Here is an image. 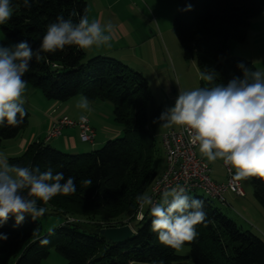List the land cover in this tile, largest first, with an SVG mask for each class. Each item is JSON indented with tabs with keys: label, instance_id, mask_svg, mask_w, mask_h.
I'll use <instances>...</instances> for the list:
<instances>
[{
	"label": "trees",
	"instance_id": "obj_1",
	"mask_svg": "<svg viewBox=\"0 0 264 264\" xmlns=\"http://www.w3.org/2000/svg\"><path fill=\"white\" fill-rule=\"evenodd\" d=\"M30 3L27 9L23 0H12V17L0 25V30L14 45L26 40L33 50L57 16L78 23L87 9L85 0ZM189 6L191 10H187ZM263 12L264 0L179 1L172 30L184 59L195 57L198 73L215 72L212 82L200 79L199 87L227 85L234 77L243 78L239 64L256 70L251 62L232 56L228 42L243 43L250 21ZM23 79L48 101L65 102L84 95L90 102L111 104L113 121L122 134L99 149L79 154L61 152L49 144L51 141L41 139L20 156L8 158L10 164L39 167L41 172L50 168L53 174L63 172L65 180L73 177L75 193L56 195L47 206L61 216L83 220L68 223L65 219L43 233L39 220L26 215L22 224L14 227L15 217H11L0 226V233L8 236L0 241V264H41L51 249L66 264H182L185 259L193 264H264V240L238 226L197 191L187 194L204 202L207 221L196 226V239L185 244L190 249L187 257L178 256L175 249L159 242L151 231L150 211L144 210L142 220L135 219L139 205L136 197L148 193L161 173L156 159L163 153L154 138L153 121L158 120L160 107L141 73L107 56L85 59L83 50L73 45L55 53L42 52L39 61L33 58ZM26 112L19 126L0 125V145L16 139L26 128ZM85 179H91L92 185L83 184ZM251 188L253 198L264 210V181L251 177ZM131 222L136 223L132 236L119 243L111 244L99 234L101 229Z\"/></svg>",
	"mask_w": 264,
	"mask_h": 264
},
{
	"label": "clouds",
	"instance_id": "obj_2",
	"mask_svg": "<svg viewBox=\"0 0 264 264\" xmlns=\"http://www.w3.org/2000/svg\"><path fill=\"white\" fill-rule=\"evenodd\" d=\"M23 6L30 9V0H23ZM13 11L12 0H0V25L11 19ZM113 30L111 22L90 21L85 9L78 23L57 16L35 50L26 40L0 45V125L15 127L23 123L27 114V82L23 77L33 58L39 61L42 52L55 53L73 45L82 50L111 47ZM238 67L243 70V78L234 77L227 85L180 90L174 105L166 108L158 121L164 127H183L190 144L198 145L208 162L222 160L234 169V180L258 177L264 181V71L250 70L243 64ZM198 75L209 83L216 78L214 71H200ZM76 108L91 112L88 97L81 95ZM79 119L86 122L87 116ZM92 183L91 179L83 181L88 186ZM75 191L74 178L65 180L63 172L53 174L50 168L41 172L39 167L10 164L0 154V226L11 217H15L14 227L22 224L26 215L32 220L42 217L48 209L38 202L47 205L56 195ZM136 201L141 210L150 206L151 231L161 244L177 252L196 239V226L207 221L204 202L190 197L179 185L163 190L159 202L154 203L147 193L138 195ZM7 239V234L0 233V241Z\"/></svg>",
	"mask_w": 264,
	"mask_h": 264
},
{
	"label": "crops",
	"instance_id": "obj_3",
	"mask_svg": "<svg viewBox=\"0 0 264 264\" xmlns=\"http://www.w3.org/2000/svg\"><path fill=\"white\" fill-rule=\"evenodd\" d=\"M134 4L135 3L132 1L131 5ZM136 13L137 16H135L134 22L132 18H128L127 20L130 21L129 24L127 23L126 27L123 24V27L120 29V37L117 38L112 36L111 47L106 49L103 48V46H93L92 48L88 49L87 51L91 53L92 57L100 54L103 56H107L108 53H112L106 52V54H102V48L109 51H113V48H115V51H119V56H117L118 59L123 62L125 61L128 63H133L131 67L134 70L140 73H145L147 69H154L153 71H155L159 67L158 55H160L163 61H165L163 55L165 53L162 49V44L165 45V41L162 38V31L158 26L157 20H155V18V23L154 25H152V21L150 24L147 14L145 12H143L142 15L138 11H136ZM103 15V12H100L96 17V20H100L101 22ZM239 44H243V46H245L244 48L247 49L244 50L242 54L238 55L240 57L242 56V58H244L245 60L251 62L256 70L259 69L264 71V13H261L250 21L246 32V40L243 43ZM249 44L252 45L251 50L248 47ZM247 50L249 51V53H246ZM253 51H256V54H252ZM199 80L200 79L198 75V83ZM178 85L180 90H182L183 87L180 86L179 83ZM167 87L169 90H171V92H166L165 86H163L162 84L160 85V88H157L158 94H160L159 97L161 98L160 105H164V107L160 109H166L168 107L173 106L176 100V86L171 83ZM29 96L37 98L42 103L43 107L34 108L28 100ZM80 96L81 95H77L65 102H45L39 97L36 91H34V88L26 85V102L24 104V107L29 114H31L32 112L34 113L33 115H30L31 119H34L36 115H41V118H43V122L40 125H36L30 119L29 116L30 120L28 119V124L26 128L18 135V137L12 141H7L0 145V154H3L5 157H7V159L20 156L31 143L43 139L47 129L51 124L52 119L61 116H67L68 118L74 121H78L81 115H86L90 126L95 131L94 142L91 145L82 143L80 141L79 130L77 128L63 129L61 135L53 139L49 143L53 148L61 152L79 154L85 151L87 148L91 150L96 144L99 145L109 139L119 137L122 134L121 127L113 121L111 104L107 102H90V107L92 109L91 112H83L82 110L76 108V103L79 100ZM107 104H109L110 106ZM55 109L57 112L54 111ZM49 110H51V115H44ZM179 128V126H162L161 128L158 127V133L162 135L167 131L177 130ZM201 157L203 156L201 155ZM203 158L206 159L205 157ZM216 164V166L219 167L218 162H216ZM213 174L214 175L212 180H214L215 182L222 183L225 181L224 169L222 172L220 169L217 168L215 171H213ZM243 192L244 197H236L233 194L226 193L224 195L226 201V205L224 206V208L226 209L227 207H229L230 209H234L236 215L241 218H243V215L241 216V214L239 213L241 209L245 211V213L246 211H252L254 212V215H256L257 220L259 221L258 215H260L261 213L262 217H264V210L256 201H254V199H252L251 193H249L247 190H244ZM246 222L248 223V225H250V227H253L251 223H249L248 221ZM259 226L261 228H259ZM253 228H255L256 230L260 229L258 230V232L261 233L263 237H261L259 234L252 230L250 231L260 236L264 240V230L261 226V223L255 225V227Z\"/></svg>",
	"mask_w": 264,
	"mask_h": 264
},
{
	"label": "rangeland",
	"instance_id": "obj_4",
	"mask_svg": "<svg viewBox=\"0 0 264 264\" xmlns=\"http://www.w3.org/2000/svg\"><path fill=\"white\" fill-rule=\"evenodd\" d=\"M132 1L135 3L134 5H131ZM132 1L131 0H85V2L87 3L89 20L90 21L96 20L97 15L100 12H103L104 15L102 17L101 23L107 24L111 22L113 24L114 26V30L112 33L113 37L118 38L121 36L120 29L123 27V24L125 25V27L127 23L129 24L130 21L127 20L128 18H132L133 22L135 21V16H137L136 11L140 12L141 15L143 12H145L147 14L150 24L152 21V25H154L155 20H157V24L162 31V38L165 41V45L162 44V49L164 50V53H165L163 54L165 61H163L161 56L157 54L159 67L155 71H153L154 69H151V70L147 69L145 73H141V74L147 80L148 87L152 94V97L154 96L155 104L158 107L160 106V108H162L164 107V105H160L161 98L159 97L160 94H158V91H157V88H160L161 84L165 86L166 92L169 93L171 92V90H169L167 86L173 83L176 86V97L180 91L178 83L180 84V86L183 87L182 90H192V88L193 89L198 88V85H199L198 70L196 67V59L195 57H192L189 60L184 59L183 50L172 30V17L178 8L180 0H132ZM0 42L4 46L14 45L10 40H8L5 36H3L1 30H0ZM251 44H249L248 46L250 50L252 47ZM244 47L245 46H243V44L241 45L234 41L228 42V51L229 53H231L232 56L240 57L238 54H242V52L247 49ZM103 48L107 49L109 47L103 46ZM103 48L101 49L102 54L104 53L106 54V52H112V53H108L107 57L113 58L121 62L122 64L126 65L131 70L138 72L131 67L133 63H128L125 61L123 62L118 59L117 56H119V51H115V48H113V51L105 50ZM83 52H84L85 59L92 58V55L89 51L83 50ZM246 53H249V51L247 50ZM110 54H113V55H110ZM252 54H256V51H253ZM95 56H98V55H95ZM34 91H36V93L39 95V97L43 101L52 102V101H48L45 98H43L42 94L37 89L34 88ZM28 100L34 108L43 107L42 103L37 98L29 96ZM164 110L165 108L160 109V113H162ZM50 111L51 110L46 112L44 115L46 114L47 116L51 115ZM54 111L57 112L56 109ZM111 112H112V108H111ZM31 114L33 115L34 113L32 112ZM31 114H29V116ZM30 119H31V116H30ZM31 120L36 125L38 124L40 125L43 122V118H41V115H36L35 118ZM32 121H31V124H32ZM161 124L162 122H159L157 120L155 127H154V138H155V144L157 148H159L162 151L161 135L160 133H158V127L161 128L162 127ZM105 142L99 145L96 144L91 150L101 148ZM88 151H90L89 148H87L82 153H86ZM198 151H197L198 155L201 156V154ZM164 161L165 159H164L163 153L161 152V156L156 159V168L158 172H160L161 170L163 171ZM216 162H218L219 167L216 166L217 165ZM216 162L214 163L209 162V166L212 172L211 178H213V175H214L213 171H215L217 168L223 172V167L221 165L222 160H217ZM240 184H241L242 190L243 189L247 190L249 193H251L252 199H254L253 194H252V188H251V177L246 180H240ZM147 194H149V192ZM211 201L215 206L220 207L223 213H225L230 219H232L238 226H241L243 229L252 230L256 232L257 234H259L261 237H263L262 234L258 232V230L260 229L256 230L255 228H253L255 227V225H258L259 223H261V226L264 230V217H262L261 213L260 215H258L259 216V221H258L256 215H254V212L246 211L245 213V211L241 209L240 212L239 211L238 212L241 214V216L243 215L242 216L244 218L243 219L236 215V213L234 212V209L232 208L230 209L229 207L225 209L223 205L217 202V200H211ZM38 206L47 207L48 209L44 216L36 218L41 223V228H42L43 233L48 232L51 229L59 226L65 221V219L66 220L68 219L83 220L81 218L61 216L57 212L51 211L47 205L43 204V202H38ZM52 212L56 214L54 215L52 214ZM246 221L251 223L253 227H250V225H248ZM128 226L132 229H135L136 223L131 222L129 223ZM259 228L261 227L259 226ZM189 251H190L189 247L184 246V248L179 252L175 250V253L178 256L187 257L189 255ZM49 253L50 254L48 258L42 261L41 264H66L64 258L58 253H56L54 249H51ZM5 264H11V262L7 261ZM133 264H145V263H133ZM182 264H193V263L190 259H185L182 262Z\"/></svg>",
	"mask_w": 264,
	"mask_h": 264
},
{
	"label": "built area",
	"instance_id": "obj_5",
	"mask_svg": "<svg viewBox=\"0 0 264 264\" xmlns=\"http://www.w3.org/2000/svg\"><path fill=\"white\" fill-rule=\"evenodd\" d=\"M65 128H77L79 130V139L82 143L93 144L95 131L86 122L74 121L67 116L54 118L51 121L43 138L44 142H50L59 137ZM161 147L165 159L164 170L155 178L149 188V194L153 202H159L160 194L166 188L177 185L186 189V192H199L210 200H217L225 206V194L230 193L236 197H244L240 181L233 179L234 170L221 163L225 171V181L222 183L215 182L211 178V169L206 159L197 153L198 145H192L189 142V136L183 127L177 130L167 131L161 135ZM150 211V206L143 210L138 205L135 216L140 221V216L144 210ZM67 222H77L75 219H68Z\"/></svg>",
	"mask_w": 264,
	"mask_h": 264
},
{
	"label": "water",
	"instance_id": "obj_6",
	"mask_svg": "<svg viewBox=\"0 0 264 264\" xmlns=\"http://www.w3.org/2000/svg\"><path fill=\"white\" fill-rule=\"evenodd\" d=\"M99 234L109 243L116 244L130 238L133 231L128 225H124L101 229Z\"/></svg>",
	"mask_w": 264,
	"mask_h": 264
}]
</instances>
